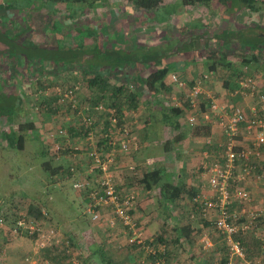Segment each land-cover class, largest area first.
Listing matches in <instances>:
<instances>
[{"label": "crops", "instance_id": "obj_1", "mask_svg": "<svg viewBox=\"0 0 264 264\" xmlns=\"http://www.w3.org/2000/svg\"><path fill=\"white\" fill-rule=\"evenodd\" d=\"M78 2L82 4L84 8H90V3H94V10L90 12L91 13L94 12L98 15H101L102 10L104 9L109 10L108 13L112 15L115 21L117 19L116 15L120 12V9L128 8L131 5L129 3H126L124 0H113L112 2L109 0H79ZM257 2L258 3L256 4V7L260 9L258 11L253 12L235 3L229 4L226 7L220 5V3H218L217 1H214L209 6L207 7L205 6L203 8V6L198 7V6L183 5L181 0H164V4H163L164 7L161 9L159 16V18L162 21L161 22L155 21L156 25H160L164 27L163 29L168 30V32H171L169 31L170 29L175 28L173 30L176 31V33L174 37L172 36L170 37L168 35L167 37L162 36L157 40L153 38L151 44L149 45H147L146 42H142L143 40L142 38L136 37L133 31L123 34L121 33L119 34L118 32L114 31L109 34L108 32L103 33L101 30L100 32L102 33H98V34L102 35V37L100 38L101 40L109 39L111 44H113V48L118 50L121 49V51H125V52L130 50V49L125 50V47L127 48L129 45H132L133 42L135 45L137 43L149 47L151 45L156 46V44H154L156 43L155 41H158L159 44H166L167 41L171 39L177 41L175 45L177 49L174 50V52L168 53L169 55L167 56L168 58H164L165 60L163 59L158 63L162 69L165 68L171 70L170 74L167 76V78L164 81L166 88L169 90L166 91L161 90L159 96H155L154 94H153L154 96H152L147 91L146 87H143L144 91L142 93L144 95L139 100L140 102L139 110H141L140 109L141 107H143L144 110H148L147 106L150 105L149 104L150 98L155 99L156 103L158 104L162 103L163 97L168 95L170 89L174 87L177 88L175 84H172L171 81L172 74H177L189 86H191L195 82V80H197L199 77L206 74H212L211 80H209V82H206L207 85L205 89L208 88L207 95L214 94V98L216 102L227 106H231L232 108L233 107L242 108L251 117L255 109L261 111V106L259 105L257 96H254V98L256 97V99H252L251 96L248 97L247 96L248 94L246 96H243L240 94L241 91L240 89L235 90V92H231L230 90L231 87L226 86L224 81L228 80L230 76L233 73H235V71H233L232 73V68L233 70L234 68H237L239 70H243L244 68L245 71L246 67L242 64L243 57L247 56L249 58L251 56L250 53L251 51L247 50V46H245V44L246 43L254 44L255 48L258 46L255 51V56L256 59H258V61L254 60L253 64L249 68L250 71L249 70L246 71L247 73L245 74L246 75L249 74L253 76V78L259 84L258 87L260 92L264 94V43H261L264 40V0H257ZM172 5H177L176 11L172 13H168L167 9L170 8ZM63 6L67 7L66 4L62 5V4H53V3H43L41 2V0H13L12 2H9L7 0H0V105H3L5 107L13 105L15 109L14 112L12 111L14 114L13 116L14 121H12L10 116H7L5 113L3 114L0 111V151L2 149L5 150L7 148H10L9 146L10 139L7 138V135L15 136L16 139L22 136L20 132H18L19 130L18 126L21 123H35L33 122V120H31L29 116H36V117L41 115L53 116L49 111L42 109L39 110V107H37V105L40 103V100H38L39 98H36L35 95L37 94L38 97H42L41 104H43L42 102L48 99H50V101L52 100L54 101L57 93V92L49 93L48 94L49 96H47V98L45 96L43 97V95L47 94L45 93L47 91H44L42 87H47L51 85V83L45 82V79H48L45 77H48V75L44 76L46 72H41V73L37 72L33 68V65H29L26 61L19 60L18 59L19 53H17L16 50L10 49L8 42H11L12 40L14 41L17 40L18 42L22 43L23 40H31L34 44L41 45V44H37L35 38L33 37V33H37V32L30 33L27 31L29 29L28 27L27 29L24 27L21 28L20 25L27 24L28 26V24H30L31 22H33L38 18V15H40L42 11L50 12V10H52L56 13L54 8H60ZM55 13L54 16H52V18L49 20L51 26L53 25L54 22L53 20L57 19ZM69 13L72 16V11H69ZM100 18L101 17L95 19L94 20L95 22L92 23L86 21L85 22L86 25L83 24L82 28L91 27V24H93L94 28L97 29L98 27H96L95 23H98L99 20L102 21ZM121 18L122 19H120V21L122 22V24H126L125 23L127 22V20L125 19L126 16L124 14H121ZM60 19H64V18H60ZM167 24L170 25V27L165 26ZM156 25L149 24L148 29H150V27L155 28L154 26ZM102 28L105 27L103 26ZM108 29L110 30V26L106 27L103 30L107 31ZM10 32H12V34ZM188 34L189 36L185 38V36H187ZM199 36L200 37L203 36V38H207V37L211 38L212 44L213 42H216L215 37L222 38L219 43L221 45V50L224 52V54L218 56L209 53L204 57H201V55L197 56L191 50L190 51L185 50L184 44L185 43L190 44L192 40H194L196 37ZM118 38L121 42H123V44H125V46H123L122 48L118 46H114V43L117 41ZM249 47L250 45H248V48ZM223 57L224 59H222ZM248 58H246V61L248 60ZM122 63H123L122 67L124 69L122 73L123 75L111 74L110 78H108L109 72L108 71L105 72L106 76H108L107 77L108 85H106L105 91L96 89V91L93 92L87 87L84 79L81 78L80 81H77L78 79L75 78V80L71 82V84L69 85L78 87L76 88L78 109H73L72 107L64 106L65 108L62 107L64 111L63 116L72 115L73 125H74V123H76L77 120L75 116H80V113L84 114L88 112L89 108H93L92 106L94 103H97L95 104V107L98 105H102L105 109L109 110L110 104H112L113 102V95L115 88H118L123 84V80L125 76L128 80H130L128 82H131L132 79L134 78H138L142 80V84H143L144 76L146 75V73L149 72L150 74L151 72L152 73L155 72V70L150 68L148 70H144L142 68L144 71H138L134 64L132 63L128 64V62L125 61H122ZM213 65L215 66V69L211 71L210 67H212ZM4 69L5 71L7 70V72H4ZM6 73L8 74V76H5ZM75 81L78 83L74 84ZM40 84H42L43 86H40ZM230 85H233V82ZM25 86L29 87L30 89H34L35 95L33 93L31 96L30 94H26L23 89ZM58 88L62 90L61 87L58 86ZM64 88L66 89L68 87L64 86ZM49 89H54V87H51ZM6 90L9 91L6 92ZM180 93H183L185 96L184 91H181ZM175 97L176 96L172 97V99L177 100ZM176 107L184 111L183 114L184 116H181L178 120L171 119V116H163L162 114H164V110L167 109H164L162 111L159 105L158 107L153 106L152 108V110L158 111L155 112L156 116H153L155 115L153 113H149L147 117L135 116L136 114L135 111L133 112L130 111L132 114H128L127 111H125L124 116H115V117L119 120V122L128 124L132 128V132H134V138L137 140L140 146L139 151L143 149L146 154L145 155L146 158H148L142 163V167H144L142 174L148 170H153L155 168V165L165 168L163 166V163L158 162V161H163L162 154H159L158 156H155L153 154L154 158H149V155L151 154H148V152L150 149H153L154 145H158V147L162 151V147L166 148L167 145L171 143L173 144L176 143L177 145L173 146V144H171L170 147H175L176 153L178 154V156L181 155L183 159L179 164V169L177 172L178 176L174 175L172 177L174 183L180 186L186 185L188 189H192L194 193L199 194L201 192L200 189L201 179L198 175H196L193 178L194 171L188 167L189 166L188 161L184 159L185 158L184 155L185 153L188 154L189 156L192 157L191 160L193 162L197 161V164L203 166V164L205 163V159L208 161L210 160V150H209L210 146L209 145L207 146L206 144H205L206 146L202 145L201 143L202 141L204 142L205 139H202L201 137H194L190 130H185V128L179 126L178 128H175V126L178 125V121L181 124V126L182 123H184L187 126V128L189 127L190 129L192 127L187 124V120H186V118L190 114L187 111L188 109H186L184 105L179 103H176ZM110 112L113 111L111 110ZM110 112L100 113L93 110L92 115L99 116L97 127H102L103 121H109V118H111V116H105V115L106 114L108 115ZM169 121H172L173 125L170 126L168 124ZM175 121L177 123H175ZM209 125L212 128L211 129L212 135H215L214 124L209 123ZM54 128L55 126L46 127V128L44 127V130L42 131L43 137H47L48 133L50 132L49 130L53 131ZM67 128H68V132L72 129H76V128H70L69 125H67ZM102 129L103 128H98L99 134H97V136L101 135L100 133ZM4 130H8V133H4L3 132ZM218 135H220L222 137V141H224L223 132L221 133L218 132ZM17 143H18V139H17ZM139 151L137 153H139ZM137 153L128 156L120 155L116 163L112 165L117 188L124 193L132 192L131 187H134L136 185V184H132V181L126 178L128 176H123V173L125 172L126 175H130V173L127 172L126 169L127 166L131 165V163L133 166L134 164L136 165L135 162L137 161H135V157ZM85 157L87 159V156ZM154 161L156 164L154 165V168H151L150 167L151 162L153 163ZM165 169L167 171V174L169 175L170 173L169 169L168 170L167 168ZM139 177L141 178L142 176L140 175ZM175 177L177 178L175 179ZM88 180H89V174H88ZM92 180H89L88 184L90 182H93L95 184V182ZM262 182L264 183V173L262 174V177L259 180L250 182L249 185H251V188L248 187V189L249 191L251 189L252 194H254L253 196L254 202L257 204L256 206H254V209L256 208L258 209L259 207L258 210L263 211V215H264V189L259 190V188H257L259 185H261L260 188L263 187L261 184ZM139 187H141L143 194L141 196H146L149 199L148 200L146 197L142 199L143 202L141 204L139 203V206L144 207L145 209L146 207L149 208L148 205L152 201H155V199H152L153 197L152 193L158 192V190L146 191L141 184L139 185ZM261 192H263L262 197H261ZM158 195L160 196L159 192ZM159 198L160 197H158V200ZM146 200H148V202H146ZM180 201L181 202H175V204L169 205L167 208L162 206L160 207L159 202L157 201L160 208L159 215L162 216L164 214L160 218V220H162L163 223L166 222V226L168 225L167 222H169L168 221L169 218H174V220L176 219V221H179L175 216L176 212L174 211L176 210V208L179 209L180 207L183 208L185 207V205H181V204H185L184 203L185 200L183 201L180 200ZM3 203L4 202L2 201L0 208L2 207ZM196 209L199 210V208ZM136 212H137V207H136ZM182 212L184 213L183 210ZM196 212L200 214V211L199 212L196 211ZM105 216H107L108 218L109 214ZM174 225L170 226L171 227L170 230L174 231L176 229L177 232L179 233V238L184 239V237H182V234L180 233L183 234L185 233V235H187L186 230L179 229L178 225L175 223ZM157 226H159L157 230L161 232H166L167 227H162L161 229L160 228L161 224L160 225L158 224ZM11 228L12 227H10V229H0V239L2 238V241H0V264H24L25 258L29 256L32 257L35 256V254H37L34 238H31L28 235H22V236L15 235L12 232ZM192 228L190 229L191 231L195 229L194 227ZM101 229L103 231H106L105 229L110 230V228L108 227L107 228L103 227ZM113 231L114 229L110 230V232ZM123 238L126 245V236L123 235ZM119 240L117 239L116 241L119 242ZM118 242L111 243V241H109V243L106 245L107 254L110 255L111 264H124L123 260L116 258L114 259L113 257L114 254H118L117 252L118 250L116 248V246H118ZM97 244L100 247L105 246L104 240L103 242ZM112 244L115 246H113ZM179 246L181 248L182 244L179 243L177 247ZM126 247L129 250V252L128 255H126V257L124 258V260L126 259L125 263L126 261L127 264L152 263V261L149 259V254L151 253H146L147 254L146 255L141 250H139V253L136 252L130 253L129 246L126 245ZM118 248H121V246H118ZM146 248H148V246H146L145 249ZM151 248L154 250L153 247ZM183 250L185 251V248ZM188 251L190 256L192 257H193L192 253L193 251H195L194 253V257H195L196 250L194 245H191ZM137 254H139V257H141V259L137 257ZM93 261H94L93 264H95L96 261L95 260ZM175 261L173 263H175ZM82 263L83 262H81V264ZM258 264H262V263L260 262Z\"/></svg>", "mask_w": 264, "mask_h": 264}, {"label": "rangeland", "instance_id": "obj_2", "mask_svg": "<svg viewBox=\"0 0 264 264\" xmlns=\"http://www.w3.org/2000/svg\"><path fill=\"white\" fill-rule=\"evenodd\" d=\"M9 2H12L13 0H7ZM113 1V0H109ZM29 2V1H27ZM131 6V5H130ZM128 8L120 9V12L116 15V21L108 13L109 10H102L101 15H98L96 13H91V8H84L82 7L81 10L77 11L78 18L73 19V17L69 13V5L67 7L63 6L60 8H54L56 13L52 10L45 11L38 15V18L31 22L30 24H23L20 25L21 28H29L27 31L37 32L33 33V37L35 38V41L37 44H41V46H50L51 42L54 41L60 45H63L65 47H72L77 46L79 44H85L91 45L95 41L91 39V36L83 33H76L72 32L73 30L79 29L80 26L83 27V24L86 25V21L89 23L95 22L94 20L101 17L100 19L102 21H98L96 24V27L102 30L103 33L108 32L109 34L116 31L119 34L128 33L130 31H133L136 37L142 38V42H146L147 45L151 44L153 38L157 40L160 37H167L168 35L171 37L175 36L176 31L173 29L168 30L163 29L164 27L160 25H156L155 18L152 14L147 13H141L132 6ZM79 5H73L72 9L73 11L77 10ZM177 5H172L170 8H168V13H172L176 11ZM68 12V13H67ZM54 13L56 14L57 19L53 20V27H50L49 20L54 16ZM121 14H124L126 16L127 22L126 24H122L120 21ZM66 16V17H65ZM64 19H60V18ZM68 18V19H67ZM114 20V22H113ZM60 22L62 24V30L58 28L57 23ZM98 24V25H97ZM110 24V25H109ZM149 24L156 25L155 28L148 29ZM170 24V22H169ZM57 26V31L54 32V28ZM108 27L110 26V30L108 29L103 30L105 28L102 27ZM169 26L170 25H165ZM173 26V25H172ZM91 28H94V25L91 24ZM102 28V29H101ZM3 30V29H2ZM72 30V31H71ZM72 32V33H71ZM12 34V32H10ZM10 34V35H11ZM169 37V38H170ZM96 41H99L98 39ZM107 41V40H104ZM150 41V42H149ZM109 44L111 42L107 41ZM154 44H159L158 41H155ZM264 43V40L261 42ZM113 45V44H112ZM114 46H118L122 48L125 46L123 42L117 39V41L114 43ZM51 47V46H50ZM161 68V66H159ZM162 69V68H161ZM163 70V69H162ZM4 72H7V70ZM152 73V72H151ZM150 73V74H151ZM149 72L146 73L144 76V80H148L151 76ZM150 75V76H149ZM5 76H8L6 73ZM73 76V75H72ZM202 76L199 77L195 82L204 83L202 80ZM71 81V75L70 74H64L61 76L59 83L62 85L65 81ZM143 80V81H144ZM73 82V81H72ZM24 92L26 94L32 95L34 94V89H30L29 87L25 86ZM60 89L58 87H54V89H49L47 94L43 95L47 98L49 96V93H56L57 90ZM205 89V88H204ZM33 90V91H32ZM9 90H6L8 92ZM148 91V89H147ZM150 91V90H149ZM206 92H208V88L205 89ZM181 91L177 88H171L168 92L167 96L163 97L164 107L165 109H169L170 107H175L176 103L184 105L185 102V96L183 93H180ZM152 96L155 94L152 90L149 92ZM188 91L186 92V94ZM35 95V94H34ZM36 98H39L40 103L37 105L39 107V110L43 108L45 105L49 107V104H41V98L38 97L37 94L35 95ZM176 96L175 98L177 100H173L172 97ZM34 98V97H33ZM207 98V96H206ZM254 99L253 97H251ZM150 105L147 106L148 110H144L143 107H141L138 112H135V116H144L147 117L149 113H153L156 116L155 112L152 110L153 106L158 107V103H156L155 99L150 98ZM163 104V103H162ZM44 105V106H43ZM38 112V111H37ZM40 112V111H39ZM168 111L164 110V114ZM128 114H132L130 111H127ZM134 115V114H133ZM163 115V114H162ZM161 115V116H162ZM72 116V115H70ZM132 116V115H131ZM34 124H36L35 131L30 132H23L20 133L24 139L21 143L22 147L19 148L17 145L14 148H7L5 150L0 151V206L1 202L2 207L0 208V222H2V225H0V229H10V227L13 225L14 222H16L17 218L22 216H28L30 219V215L28 214H34L31 212L32 210H35V213H47L48 218L43 222L47 227H53L61 236V241L63 240L64 243L68 242H74V249L75 250H81V246L85 244L87 246L91 243H101L105 242V239L112 238L111 243H116L117 239L119 240L118 246H121V248H117L118 254H114V259H121L123 260L124 264H127V261L125 263L124 258L126 255H128V251L126 250V245L123 238V229L121 227L115 228L113 232H110V230L105 229L106 231H103L100 225L92 224L91 221L85 218L84 216V203L83 198H79V192L80 190H76L74 188L73 179H69L67 175H65V172H62V174L55 175L53 177L49 176V173L45 170L44 165L46 163L50 164L52 168H59L62 165L65 167V169L69 166V162L65 158H56L52 154L51 148H49V145L46 144L45 139L46 137H43L42 131L44 130V127H53V126H60L63 123L64 116H29ZM29 118V119H30ZM76 118V117H75ZM214 129H215V135H212L213 139V145L210 146V160L205 159V163L202 165L197 164V161L193 162L191 160V156L185 153V158L188 161V167L193 170V178L198 175L200 177V189L201 192L199 195H204L206 197H212L213 193L211 192L210 188L207 185L206 179L204 180V173L208 170L204 169L209 168L212 164L220 162L221 157L223 155V150H221V145L223 144L222 137L218 135V132H223V128L221 126V120L219 116L213 117ZM46 124V125H45ZM218 126V127H217ZM10 129V128H9ZM8 129V130H9ZM8 130H4V133H8ZM17 130V129H16ZM50 131V130H49ZM42 138V139H41ZM173 144V143H171ZM167 145V147H162L161 149L158 147V145H154L153 149H150L148 154L149 158H154L153 154L155 156H158L159 154H162L163 161H158L163 163V166L169 169V177L172 178L174 175H177L179 164L181 160L183 159L176 153L175 147H170V145ZM202 145L206 146V142L202 141ZM206 144V145H205ZM177 145L176 143L173 144V146ZM208 146V145H207ZM190 153V152H189ZM144 150H140L139 153L136 154L135 162L136 165L134 166L129 165L127 166V172L130 173V175H126L125 172L123 173V176L127 179L132 181V184H136L134 187H131L132 192L136 196V204H137V212H136V222L140 228H142L144 232L145 239H149L152 242H156V246H158L160 249L163 250L165 248V245H163L161 242L158 241L159 237L162 235V232L157 230L159 226L158 224H161L162 227H167V236L166 240L167 243L171 240L173 241L176 237V233L170 230V226L177 224L179 229H184L188 233V236L185 235V233L182 234L181 238V244L183 247L180 248L176 246L178 250V255L175 253V258L178 259L177 264H221L224 256L229 255V252L227 250V246L225 245L222 238L219 236L218 232L216 231V228L214 226V219L215 216L208 215L207 217H203L201 214L197 213L195 209L193 208L192 203L189 201H185V207H180L179 209L176 208L174 212L175 216L179 221L174 220V218H169V222L163 223L160 218V208L158 205V192H153L152 199H155V201H152L148 206L149 208L139 206V203L141 204L146 196H141L142 190L139 185H137V182L141 180L139 177L142 176V163L148 159L145 156ZM199 157V156H198ZM86 160V158H83V161ZM90 162L87 160L84 163ZM193 162V163H192ZM201 162V159H200ZM159 163V164H161ZM155 161L151 162V168H154ZM155 167H159L155 165ZM77 170V169H76ZM90 171V170H89ZM88 170H77L75 171V178L79 177L78 182L86 183L88 180ZM177 177H175L176 179ZM173 179V178H172ZM187 181V180H186ZM204 182V183H203ZM262 188H260L261 185H259L257 188L259 190L264 189V183L262 182ZM251 188V185L248 186ZM255 187V186H253ZM256 188V189H257ZM258 190V189H257ZM250 193L252 195L253 202L247 206V209L250 208L251 210H258L254 209V206L257 204L254 202V194H252V191L250 189ZM263 192H261L262 197ZM78 195V196H77ZM148 196V195H147ZM147 198V197H146ZM140 199V200H139ZM148 199V198H147ZM149 200V199H148ZM146 200V202H148ZM157 200V201H156ZM247 205V204H246ZM180 206V203H179ZM251 206V207H250ZM244 207V204H236L233 208L234 211L240 212L242 208ZM188 209V210H187ZM184 211V213L182 212ZM37 211V212H36ZM158 211V212H157ZM158 219V220H157ZM40 222V221H39ZM163 223V226H162ZM206 223L208 225H206ZM242 224H246V222H241ZM257 228L252 230L251 228H247L242 233V239L248 238L250 242H252L256 246V242L262 245L261 250V257L258 259H248L246 258L244 261L239 260H233L235 262L234 264H258L262 261L264 258V215L262 211V217L259 219V221L256 223ZM146 226V227H145ZM192 227H194V230H190ZM245 227V225H244ZM193 229V228H192ZM149 230V232H148ZM190 230V231H188ZM146 232V233H145ZM186 233V234H187ZM166 234V233H165ZM162 235V236H165ZM256 234V235H255ZM179 236V233H178ZM261 236V237H260ZM114 238V239H113ZM188 238V239H186ZM103 239V240H102ZM192 239L191 242H188V240ZM2 241V238L0 239ZM256 241V242H255ZM192 243V244H190ZM263 243V244H262ZM169 244V243H168ZM179 244V243H178ZM76 245V246H75ZM113 245V244H112ZM191 245L195 246L196 255L194 257L195 251H193V257L189 254V247ZM215 247H213V246ZM115 246V245H113ZM88 247V246H87ZM154 248L153 251L156 250L155 246H152ZM185 248V251L183 250ZM214 248V249H213ZM113 249V248H111ZM45 251V252H44ZM42 253L39 252L38 257H42L44 260H48L51 264H72L73 261H77L78 263H81L82 261H79L76 257V255L73 256L70 260L65 258L61 255L59 257L57 254L48 253V250H44ZM149 253L148 251H146ZM46 253V255H45ZM86 256H88L89 252H84ZM146 254V253H145ZM147 255V254H146ZM54 256L58 257V260H54ZM137 257H139V254H137ZM256 261V262H255ZM242 262V263H241Z\"/></svg>", "mask_w": 264, "mask_h": 264}, {"label": "trees", "instance_id": "obj_3", "mask_svg": "<svg viewBox=\"0 0 264 264\" xmlns=\"http://www.w3.org/2000/svg\"><path fill=\"white\" fill-rule=\"evenodd\" d=\"M79 0H41L43 3H53V4H66L67 6L69 5V11H72V17L73 19L78 18L77 11H79L83 6L78 2ZM126 3L131 4L136 10H138L141 13H147V14H152L155 17V21L161 22L162 20L159 18L160 16V11L164 7V0H124ZM183 5H189V6H198L203 8L206 6H209L212 2L217 1L220 3L222 6H228L229 4L235 3L237 5L243 6L246 9H249L253 12L258 11L260 8L256 7V4L258 3L257 0H181ZM73 5H79L78 9L73 11L72 9ZM90 8L94 10V3H90ZM205 15V13H204ZM58 22V21H57ZM50 27H53V25H49ZM58 28L63 32L62 30V24L60 22L57 23ZM57 26L54 28V32L57 31ZM72 31V30H71ZM73 33H83L85 32L89 36H91V39L94 40L95 42L92 43L91 45H85V44H79L77 46L72 47H65L63 45H60L56 43L55 41L51 44L50 46H41V45H36L34 44L31 40H23L22 43L18 42L17 40L14 41L12 40L11 42H8L10 49L16 50L18 55V59L22 61H26L29 65H33V68L37 72H46L44 76L48 75V79H45V82L51 83V85L47 87H42L44 91H48L49 88L51 87H61L62 90L69 91L73 90L75 86H70L72 81L77 78V81H80V79H84L86 82L87 87L92 90L93 92L97 90H102L105 91L107 83V79L110 78V75L112 74H122L123 73V67H122V61L132 63L136 66L138 71H144L153 69L155 72L151 74L148 80H144V83L142 84V80L138 78L132 79L131 82H128V80L125 76L123 80V84L115 88L114 95H113V102L110 104V108L107 112H110L111 110L113 112H110L108 115L106 114L105 116H124L125 111H138L139 106H140V98L143 97V91L144 88L148 89V92L151 90L155 93V96H159L161 93V90L166 91L169 90L166 88V85L164 84L165 79L167 76L170 74V69H161L159 68V62L162 61L164 58H168L167 56L168 53L174 52L176 50V43L174 39H171L167 41L166 44H156V46H143L141 44H134L129 45L127 48L125 47V50L130 49L129 51H121V49H115L113 48V45L108 43L107 41L110 42V40L106 39L107 41L101 40L100 38L102 37L100 32V29L96 28H91V27H85V28H79L76 30L72 31ZM71 32V33H72ZM97 32V33H95ZM185 36V38H187ZM99 41H96V40ZM222 38H217L215 37L216 42L211 43V38H203L202 37H196L190 44H184L185 45V50L192 51L194 54L197 56L204 57L207 54H214L221 56L224 54V52L221 50V45L220 41ZM248 45H250V49L248 48ZM245 46H247V50H250L251 56L248 58L247 56L243 57V62L242 64L246 67L245 71L244 68L243 70H239L237 68H232V73H233L228 80H225L224 83L226 86H230L231 92H235L237 89H242V83L246 82L248 79L253 78L252 75H246V71L249 70L250 66L253 64L254 60L258 61L255 56V51L257 47L255 48L254 44L246 43ZM263 47V46H262ZM239 49V48H238ZM253 57V58H251ZM246 58L248 60L246 61ZM196 59V58H195ZM224 59V57L222 58ZM165 60V59H164ZM246 61V62H245ZM158 64V65H157ZM144 70H143V69ZM211 71L215 69V66L213 65L210 67ZM236 69V70H235ZM109 72V77L106 76L105 72ZM250 71V70H249ZM69 73L71 75V81H65L64 84H60L59 80L62 75ZM127 74V73H126ZM125 74V75H126ZM73 75V76H72ZM123 75V74H122ZM174 74L171 75V77ZM177 75V74H176ZM208 76V79L206 82H209L211 80L212 74H206ZM43 76V77H44ZM205 76V75H204ZM108 77V78H107ZM233 77V78H232ZM203 79V77H202ZM233 80V81H232ZM83 81V80H81ZM205 82L204 88L206 87L207 83ZM233 82V85H230ZM78 82L75 81L74 84H77ZM174 84V83H172ZM191 85V84H190ZM40 86H43L40 84ZM64 86H67L68 88H64ZM193 86V84H192ZM150 90V91H149ZM54 97V95H53ZM214 98V94L212 95ZM213 98L207 97L206 95L203 96L202 103H200L199 107L201 108L202 111H208V109L212 105V100ZM255 99V98H254ZM48 102V103H47ZM187 102V101H186ZM184 103V106L186 109L191 110V106L189 101L187 103ZM43 104L47 103L48 106H44L41 108L42 110L49 111L53 116H63V108L58 105V94L56 93L55 100L50 101V99L43 101ZM163 103V102H162ZM158 104L160 106V109L163 111L165 109L164 103ZM95 104H93V108L95 107ZM71 107L70 104L65 105V107ZM64 107V108H65ZM14 107L13 105H10L8 107H5L3 105H0V111L7 116H10L12 121L13 120V112H14ZM72 110V109H71ZM13 111V112H12ZM73 111V110H72ZM166 111V110H165ZM167 113L163 114V116H171V119L178 120L181 116H184V111L181 110L178 107H170L167 109ZM77 112V110H76ZM92 112H86L84 113L85 116H93ZM69 116V115H68ZM83 122V121H81ZM175 123H177L175 121ZM63 124V123H62ZM61 124V125H62ZM170 126L173 125L172 121H169L168 123ZM183 127L185 130H190L193 134L194 137H201L202 139H205V141L208 138H212V128L209 125V123L200 122L189 129L187 126L182 123H179L178 125L175 126V128ZM59 126H55L53 131H56V129ZM19 130L18 132L23 133V132H30V131H35L36 126L34 123H21L18 126ZM70 128H76L72 129L68 132L67 136L65 138H59L57 139L55 144H58L60 146V150L57 152V154L52 153L54 157L56 158H65L69 162V166L65 169V167L62 165L59 168H52V166L48 163L44 165L45 170L49 173L50 177H53L58 174H62V172H65L64 174L68 176L69 179H73L74 182H77L79 177L74 176V172L72 171V167L76 168L77 170L83 171L85 169H88L89 163H91L90 158L87 156V158L90 160V162L84 163L87 160L83 161V158L86 156L83 152L89 153L91 149L87 148V143L83 146L84 142H87V137L89 133L92 131V129L89 128V126L86 125V123H76L72 125ZM111 132V131H110ZM132 135L134 137V132H132ZM7 138H9V146L11 148H14L16 145H18L19 148L22 147L21 143L24 139L23 136L18 137V143L17 139L15 136H9L7 135ZM100 138V137H99ZM111 138H114L113 135L109 134L108 138H103L104 140L100 139V142L96 143V149L97 151H100L103 147H107V141H109ZM46 140V139H45ZM112 141V140H111ZM46 144L49 145V148L53 151V145L51 146L49 143L46 142ZM106 144V145H105ZM79 145L81 147H85L83 150L77 151L75 147ZM109 151L111 148H108ZM86 158V157H85ZM98 175V174H97ZM93 179V180H92ZM89 180L95 181L94 177L89 176ZM88 180V181H89ZM138 185H142L146 191H153V190H158L160 194V198L158 200L160 207H165L167 208L171 204H175V202H181L180 200H187L192 205L194 206L193 208L196 211H200L201 209L199 208L198 204L195 203V198L199 194L194 193L192 189H188L186 185L180 186L176 185L174 183V180L169 177L167 174V171L165 168L159 166L155 167L153 170H148L142 174L141 180L137 182ZM74 185V183H73ZM97 186L93 182H90L85 189H82L79 193V197L83 198V203H84V216L86 219L92 222V224H97L100 225L101 227H108L110 229H115L118 227H121L123 229V234L126 236V245L129 246L130 248V253L131 252H136L139 253V250H141L144 253L146 252L145 247H152L155 246L156 250L154 253L149 254V259L152 261L151 264H177L178 259L175 258V253L178 255V250L175 248L178 243L181 242V239L178 236V232L175 229L173 232L176 233V237L174 240L170 241L167 243L166 236H167V231L162 232V235L165 236H160L158 241L161 242L163 245H165V248L161 251L159 250L156 242H152L149 239H145L144 237V245H139V244H129L128 241V236L127 232L129 229L127 227H124L118 220H114V216L112 214V210L109 208V206H104V205H99L95 208L96 212L99 213L100 215V220L97 222L92 221V216L91 214L87 213V208L92 205L94 206L95 201H93L92 198V193L95 192ZM102 194V193H101ZM196 208H199L196 209ZM34 214H28L30 215L31 219L40 221V222H45V220L48 218L47 213H35V210H32ZM37 212V211H36ZM109 214L108 218L107 215ZM202 215V214H201ZM22 217L20 215L17 219ZM24 219H28V216L22 217ZM16 219V220H17ZM113 221V224L111 223ZM214 224V223H213ZM206 225H208L206 223ZM215 226V225H214ZM140 227V226H139ZM175 227V225H174ZM142 229V228H141ZM143 231V230H142ZM187 233V232H186ZM11 234V233H10ZM25 235V234H24ZM12 236V235H11ZM188 236V233H187ZM12 238V237H10ZM114 239V238H113ZM188 239V238H187ZM237 239L242 242V245L244 247V251L246 254V258L255 260L261 257V250H262V245L256 242V246L248 240V238L242 239V233L237 236ZM183 240V239H182ZM109 241H112V238H107L105 239V246L100 247L96 243H91L88 244L87 246L85 244L80 245L81 250H75L74 249V242H66L60 245V247H52L48 250V253H54L57 254L59 257L64 256L68 260L73 258L74 255H76L77 259L82 261V264H93L95 260V264H111L110 263V255L107 254L106 250V245L109 243ZM192 239L188 240V242H191ZM76 246V245H75ZM145 246V247H144ZM182 247V246H181ZM126 250L127 247H126ZM228 250V249H227ZM45 252V251H44ZM84 252H89L88 256L84 254ZM129 252V250H128ZM61 255H60V254ZM46 255V253H45ZM54 260H58L57 256L53 257ZM176 259V261H175ZM93 261V262H92ZM175 261V263H173ZM231 261V258L226 255L224 256L221 264H229ZM158 262V263H157ZM233 262V261H232ZM235 263V262H233ZM262 264H264V258L261 261Z\"/></svg>", "mask_w": 264, "mask_h": 264}, {"label": "built area", "instance_id": "obj_4", "mask_svg": "<svg viewBox=\"0 0 264 264\" xmlns=\"http://www.w3.org/2000/svg\"><path fill=\"white\" fill-rule=\"evenodd\" d=\"M202 77L201 80L204 83L194 82L193 86H189L176 74L171 77V81L178 89L185 92V101L190 103L191 110H187L190 114L186 118L189 126H196L200 120L212 123L214 116H219L221 120L220 124L224 136L221 145L223 155L220 162L212 164L209 168L207 166L204 168L208 170L204 173V180L206 179L213 196L198 195L194 201L201 209L203 217L212 214L215 216L216 231L227 246L231 258L229 264H234L233 260L244 261L246 259L244 247L237 236L247 228L256 229V223L262 217L261 210L247 209V206L253 202L248 189L250 182L259 180L264 173V94L260 92L259 84L254 78L242 83L243 89L247 91L241 89L240 94L243 96L248 94V97L253 98L257 96L261 106V111L255 109L254 114L252 113L250 117L244 109L220 104L216 102L212 94L207 95L204 84L208 76L203 75ZM76 88L78 87L75 86L73 90L65 92L58 89V105L64 107L70 104L73 109H78ZM204 95L213 98L211 107L205 112L199 107L200 103L203 102ZM93 110L100 113L108 111L102 105L89 108L88 112L93 113ZM75 117L77 118L76 123L77 121L78 123H86L92 129L87 137V142L85 141L87 148L91 149L89 153H87L86 146L77 145L75 147L77 151L86 149V152L83 153L91 160V163L88 162L87 170H90L89 176L95 178L94 182L97 186L96 189H98L92 193L95 204L87 208V213L91 214L92 221L97 222L100 220V215L95 208L99 205L109 206L114 220H118L124 227L129 229L127 232L129 244L144 245V232L136 222V196L134 193L126 194L117 188L112 166L120 155L128 156L139 151L140 146L132 135V128L128 124L119 122L115 116H111L109 121H103L102 127H97L99 116H84L80 113V116ZM63 120L64 123L56 131L50 130L46 137V142L51 146L53 145L52 153L55 154L60 150V146L55 144L57 139L65 138L68 134L67 125L70 127L73 125L72 116H64ZM98 128H103L100 136H97L99 134ZM109 134L114 136V138L107 141V146L111 150L109 151L107 147H103L100 151H97L96 143L100 142V139L108 138ZM206 144L213 145V139L208 138ZM72 171L75 174L77 170L72 167ZM78 181L74 183L76 190L81 191L88 185V181L86 183ZM238 203L244 204L240 212L233 210ZM22 217L17 219L11 226L12 232L15 235L22 236L25 234L34 238L37 252L35 256L25 258L24 264H51L48 260L37 256L39 252L42 253L46 249L54 246L60 247L63 244L61 236L53 227H47L43 222ZM241 222H246V224L241 225ZM111 223L113 224V221ZM0 225H2V222H0ZM146 249L149 253H154L150 247ZM72 264L81 263L75 260Z\"/></svg>", "mask_w": 264, "mask_h": 264}]
</instances>
